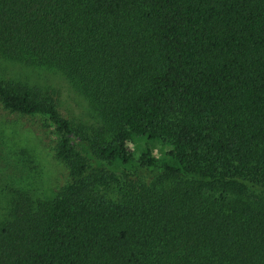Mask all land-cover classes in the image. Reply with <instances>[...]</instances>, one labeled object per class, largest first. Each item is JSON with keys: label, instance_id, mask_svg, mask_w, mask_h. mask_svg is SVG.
I'll return each instance as SVG.
<instances>
[{"label": "trees", "instance_id": "trees-1", "mask_svg": "<svg viewBox=\"0 0 264 264\" xmlns=\"http://www.w3.org/2000/svg\"><path fill=\"white\" fill-rule=\"evenodd\" d=\"M0 58L103 124L0 78V121L68 170L0 217V264H264V0H0Z\"/></svg>", "mask_w": 264, "mask_h": 264}, {"label": "rangeland", "instance_id": "rangeland-1", "mask_svg": "<svg viewBox=\"0 0 264 264\" xmlns=\"http://www.w3.org/2000/svg\"><path fill=\"white\" fill-rule=\"evenodd\" d=\"M0 78L39 86L55 95L69 118L99 130L103 127L88 101L59 72L0 58ZM32 124L24 118L0 121V217L21 193L35 199L53 197L68 181L66 166L35 137L37 130Z\"/></svg>", "mask_w": 264, "mask_h": 264}]
</instances>
